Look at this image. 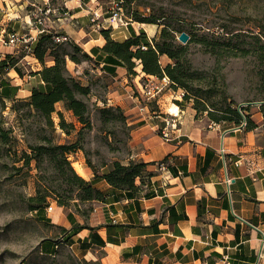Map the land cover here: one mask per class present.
I'll list each match as a JSON object with an SVG mask.
<instances>
[{
	"label": "crops",
	"instance_id": "0c3cea01",
	"mask_svg": "<svg viewBox=\"0 0 264 264\" xmlns=\"http://www.w3.org/2000/svg\"><path fill=\"white\" fill-rule=\"evenodd\" d=\"M91 1L65 0V16L60 23L49 25L50 30L68 36L86 52L104 43L100 28L88 22L90 8L95 7ZM72 19L78 24L68 22ZM140 24L144 27L145 23ZM27 58L32 59L22 56ZM46 63H52L51 57ZM82 63L95 67L87 61ZM40 69L41 65L34 62V72ZM95 69L100 71L99 67ZM10 70L23 77L18 62L16 69ZM104 73L118 85L114 104L131 115L130 148L120 161L152 162L147 166L150 174L137 178L136 187L125 191L100 177L94 179L87 170L83 177L93 178L94 186L105 194L104 201L72 199L67 206L55 203L52 215L46 214L52 227L68 238L67 245L92 259L91 264H264V118L259 107L250 104L249 108L254 128L221 138L219 131L209 128L210 119L196 118L194 112L182 115L174 104L178 111L166 113L177 122L166 124L169 137L165 138L162 122L161 131H156L162 120L157 119L159 115H133L137 105L125 85V68L117 66L113 73ZM31 75L34 84L27 89V96L32 86L39 85V75ZM140 75L155 77L141 71ZM9 82L20 90L17 83ZM18 91L16 96L20 98ZM72 117L76 124V117ZM231 124L224 121L222 126ZM221 143L229 159V186L218 154ZM157 161H163L166 170L157 169ZM110 167V163L103 164L99 173ZM53 244L46 241L41 248L52 252Z\"/></svg>",
	"mask_w": 264,
	"mask_h": 264
},
{
	"label": "rangeland",
	"instance_id": "374dc122",
	"mask_svg": "<svg viewBox=\"0 0 264 264\" xmlns=\"http://www.w3.org/2000/svg\"><path fill=\"white\" fill-rule=\"evenodd\" d=\"M45 2L57 10L46 21V25L49 27L53 21L60 23L61 18L68 11L65 0H0V35L2 34L0 38L12 30L19 34L34 35L36 31L32 12L36 6L45 7ZM172 3L181 6L179 11L182 18L192 25L193 32L199 34L207 32L209 40L217 39L229 45L224 44L215 52H211L196 40L189 43L186 57L189 60L191 74L188 79L190 95L185 100L179 97L173 88L162 90L151 101L142 98L139 85L145 83L147 79L140 75V65L137 64L135 67L137 74L125 78V85H128V91L133 95L137 105L134 108L136 113L133 115L142 113L159 115L157 119L162 118V120L158 121L156 131L160 132L161 122L165 127L168 123L172 126L177 122L173 120L171 114L166 113L171 104H176L182 115L187 116L194 112L196 118L207 117L205 111L194 108L193 93L198 94L204 106L218 110L226 104L238 107L261 99L263 92L258 72L264 65V54L252 34L264 38V0H173ZM91 5L97 6L102 14L99 20L102 21V17H108L113 13L115 0H92ZM137 10L142 11L141 8ZM123 15V19L128 21L127 30H134L137 33L141 28H145L148 37L158 35L159 27L156 24L145 23L142 27L141 22L128 20L126 18L128 15L124 13ZM76 20L72 19L68 22L77 25ZM104 25L107 26V23ZM124 27L125 25L119 23L114 28L111 26L107 28L111 29L113 38L123 40L124 35L128 37L130 34ZM177 37L176 35L177 41L180 42ZM66 42L58 43H63L67 49H70V45ZM24 44V41H18L14 46H7L0 41V53L13 52L21 57L18 65L23 77H19L13 70L8 71L5 77L19 85L18 93L22 99L27 98V89L34 84L31 72L34 71V62H36L30 55L32 59H22L25 55ZM241 47L247 48L248 51L238 49ZM162 56V62L169 61L167 56ZM45 58L49 59L50 56L47 55ZM66 62L67 75L75 77L89 87V92L80 97L89 105L91 122V127L84 129L80 138L83 150L77 149L70 153L68 159L71 165L73 161H78L85 175L87 170L90 172L91 169L100 172L103 164H111L114 159L127 157L132 128V124H128V121L131 115L125 114V123L102 122L98 108L104 106L103 101L107 106H115L114 99L118 98L116 80L90 64L81 63L73 67L68 59ZM12 105L13 103L0 97V127L8 130L7 141L3 143L0 140V264H91L92 259L81 256L76 248L69 247L64 241H60L52 254L41 251V242L48 238L61 240L65 235L62 232L58 233L50 223L38 219L36 213L28 209V198L35 193V177L39 172L46 177V180L54 179L56 174L45 157L39 162L38 168L33 159L29 165H24L22 156V152H30L28 144L43 142L42 136H49L54 143L75 141L79 137L77 132L81 124L76 121L75 128L70 129L68 133L59 127L57 110L62 112L66 122L73 123V114L68 113L62 103H56V111L51 114L53 128L47 126L38 116L25 114L26 107L20 110L21 116H17ZM140 105L146 108L140 110ZM250 107L251 105L247 108ZM152 111H155V114H152ZM86 158L90 160L91 166L86 164ZM52 203L55 206L56 202L52 201ZM51 211L43 210V218H48L46 214L52 215Z\"/></svg>",
	"mask_w": 264,
	"mask_h": 264
},
{
	"label": "trees",
	"instance_id": "16d2710c",
	"mask_svg": "<svg viewBox=\"0 0 264 264\" xmlns=\"http://www.w3.org/2000/svg\"><path fill=\"white\" fill-rule=\"evenodd\" d=\"M172 1L115 0V3L121 7L122 12L127 14L131 20L156 24L159 27L156 37H148L145 30L141 28L142 30L140 29L137 33L134 30H130L128 37L123 40H117L111 36L110 28H100L99 31L104 43L101 46H93L90 48V52H86L73 41L66 42L70 45V49H67L63 43L55 42L53 34L58 32L50 30V32L38 34L32 44V52L34 58L41 65V69L36 72L33 71L31 74L39 75V85L30 88V93L26 99L16 96L18 86L11 85L10 80L5 77V74L10 69H16L19 56L10 52L0 55V97L13 103L12 109L17 116H21L20 110L26 107L25 114H34L41 118L47 126L53 128L54 122L51 114L56 111V103H62V106L66 110H70L81 124L77 132L79 137L73 142L54 143L49 136H42L43 142L28 144L30 152H22L24 165H29L33 159L39 168V162L45 157L56 174L53 177L54 179L50 180H46V177L41 172L35 177V193L28 198V209L34 211L38 219L49 223V219L43 218L42 213L50 201H55L61 206H67L72 199L79 201H104L105 194L94 186L93 178L100 177L110 186L128 191L136 187L135 180L137 178L150 174L147 171V166L152 162L129 160L128 163H123L120 159H114L111 162V167L103 170L102 173L91 169L93 178L90 180H86L75 171L68 159V155L77 149L83 150L80 145V138L83 130L91 127L89 105L80 97L89 92V87L82 84L75 77L67 75L66 59L76 64L87 61L95 67H99L103 73H113L117 66H122L125 68L128 77L137 74L135 67L139 64L140 71L143 74L155 77L167 75L172 81L174 89L179 87L184 90L182 99L189 98L188 79L191 74L189 72V60L186 57L189 43L196 40L211 52H215L224 44L227 46L229 44L224 41L220 42L217 39L215 41L209 40L207 32L201 34L196 31L193 32L192 25L185 22L182 18L179 11L181 6H175ZM137 8H141L142 11L137 10ZM182 31L189 35L188 41L184 44L176 39V35L178 36ZM252 35L258 41L259 48L262 49V54H264V38H260L257 34ZM238 49H242L245 52L248 51L247 48L243 47ZM47 55L51 57V64L46 63L45 57ZM162 55L167 56L169 61L162 62ZM258 73L263 97L256 101H264V65L259 69ZM192 95L195 98L194 108L205 111L207 118L210 120L227 121L236 124L240 122L243 114L247 119L245 129H251L256 126L250 118V112L247 108L250 102L238 107L226 104L218 110L204 106L200 102L197 93ZM103 104L104 106L98 108L102 122H126V115L120 106H107L104 101ZM259 109L264 118V102L259 105ZM56 113L60 128L67 133L70 129L75 128L74 123L65 121L61 111L57 110ZM109 133H111V130H109ZM7 139L8 130L0 127L1 142L5 143ZM85 162L88 166H91L89 159L86 158ZM46 241H53V251H56L60 241H64L67 244L68 238H61V240H50L48 238L40 243V249L43 253L52 254L53 251L46 252V250L41 248V244Z\"/></svg>",
	"mask_w": 264,
	"mask_h": 264
},
{
	"label": "built area",
	"instance_id": "2783aa9c",
	"mask_svg": "<svg viewBox=\"0 0 264 264\" xmlns=\"http://www.w3.org/2000/svg\"><path fill=\"white\" fill-rule=\"evenodd\" d=\"M56 9H54L53 7H50V5L45 2V7H40V6H36L34 8V11L32 12V16H33V23L35 25V31L36 33L34 35L32 34H19L17 31H11L9 33H6L5 36L0 38V41L3 45H7V46H14L16 44V42L18 41H24V50H25V55H30L32 57H34L33 52H32V44L33 42L36 40L37 35L40 33H46V32H50L49 27L46 25V21L49 20L52 15H54L56 13ZM90 14H91V22L97 27V28H107V27H115V25L117 26V24L120 23V25H127L128 21L126 19H123V12L120 6H118L117 3H115V7H114V11L113 13L108 16V17H102V21L99 20V18L101 17V12L99 11V9L97 8V6H95L94 8H90ZM128 18V20H131V18ZM118 21V23H117ZM115 22V23H114ZM104 23H107V26L104 25ZM139 24V23H138ZM139 27L140 24H139ZM2 36V34L0 35ZM53 39L55 42H64V41H69V37L62 35V34H53ZM3 53H0V55H2ZM34 60L38 63V61L34 58ZM139 93L141 95L142 98H144L147 101H151L152 99H155V97L164 89H172L174 91H177L178 96L182 97V95L184 94V90L181 88H176L174 89L173 87V83L170 80V78L167 75H162L161 77H152V78H147L146 82L139 85ZM264 101H253L250 102V104H255L256 106L259 107V105L261 103H263ZM246 104V103H245ZM242 104V105H245ZM146 108V106H139V109H144ZM224 121H214V120H210L209 121V128L213 129V130H217L220 133L221 138H223V136H225L226 134L230 133V132H237V131H241L243 129H245L246 124H247V119L246 117L242 114V119L240 120L239 123H233L230 126H226L223 127ZM162 136L165 138L169 137L168 131L166 130V127L162 128ZM218 154L220 155V158L222 159L223 162V168H224V174H225V178L224 181L227 184V186H229L231 178L228 176L227 173V163L229 161L227 155H226V149L224 148V146L220 145L219 149H218ZM237 163L240 162V160H236ZM156 166L157 169L159 170H166V165L164 164L163 161H157L156 162ZM54 208V205L52 203V201L49 202V204L46 206L45 210L46 211H51ZM262 241H264V232L262 231Z\"/></svg>",
	"mask_w": 264,
	"mask_h": 264
},
{
	"label": "bare ground",
	"instance_id": "6f19581e",
	"mask_svg": "<svg viewBox=\"0 0 264 264\" xmlns=\"http://www.w3.org/2000/svg\"><path fill=\"white\" fill-rule=\"evenodd\" d=\"M178 110H177V107L174 105V104H171L170 106H168L167 108V112H170L172 114L176 113ZM72 166L74 167V169L76 170V172L81 175V176H85L84 175V172L80 166V163L78 161H73L72 162Z\"/></svg>",
	"mask_w": 264,
	"mask_h": 264
},
{
	"label": "water",
	"instance_id": "95a60500",
	"mask_svg": "<svg viewBox=\"0 0 264 264\" xmlns=\"http://www.w3.org/2000/svg\"><path fill=\"white\" fill-rule=\"evenodd\" d=\"M177 38L180 42L186 43L189 39V35L186 32L182 31Z\"/></svg>",
	"mask_w": 264,
	"mask_h": 264
}]
</instances>
